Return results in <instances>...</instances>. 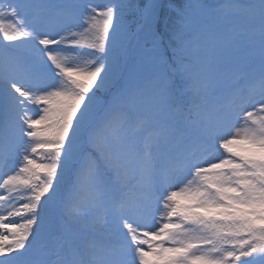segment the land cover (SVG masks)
<instances>
[{
    "label": "snow or ice",
    "instance_id": "1",
    "mask_svg": "<svg viewBox=\"0 0 264 264\" xmlns=\"http://www.w3.org/2000/svg\"><path fill=\"white\" fill-rule=\"evenodd\" d=\"M164 7L0 0V264H264V0Z\"/></svg>",
    "mask_w": 264,
    "mask_h": 264
},
{
    "label": "rangeland",
    "instance_id": "2",
    "mask_svg": "<svg viewBox=\"0 0 264 264\" xmlns=\"http://www.w3.org/2000/svg\"><path fill=\"white\" fill-rule=\"evenodd\" d=\"M91 2L94 4H98V5H103L107 2V0H91ZM180 2L183 5V4L187 3L188 0H182ZM197 2L204 4V5H217V4L223 3V0H209V1L197 0ZM178 3H179V1L175 2L174 0H163L162 4L165 7L163 8L162 14L168 17L169 22L175 21L174 13H175V8L178 6ZM169 5H171V7H169ZM172 10H174L173 15L171 14ZM214 22H215L214 19L212 17H209L208 23L211 25ZM166 40H164V41H166L165 43H169L168 38ZM257 70H258V62H257ZM229 75L239 76L240 73H238L235 69H232L229 72ZM241 85L243 86V81L240 82V86ZM70 230L75 231L74 228L73 229L70 228ZM88 239L96 245H102V244L107 242V237L101 233L89 234Z\"/></svg>",
    "mask_w": 264,
    "mask_h": 264
},
{
    "label": "trees",
    "instance_id": "3",
    "mask_svg": "<svg viewBox=\"0 0 264 264\" xmlns=\"http://www.w3.org/2000/svg\"><path fill=\"white\" fill-rule=\"evenodd\" d=\"M174 1H175V2L179 1L178 6H181V5H182L181 2H180V1H182V0H174ZM169 23H170V28L175 26V21H172V22H169ZM166 39H167V36H165L164 40H166ZM166 41H167V40H166ZM166 41H164V43H165ZM165 44L167 45L168 43H165Z\"/></svg>",
    "mask_w": 264,
    "mask_h": 264
},
{
    "label": "bare ground",
    "instance_id": "4",
    "mask_svg": "<svg viewBox=\"0 0 264 264\" xmlns=\"http://www.w3.org/2000/svg\"><path fill=\"white\" fill-rule=\"evenodd\" d=\"M161 0H159V2H160Z\"/></svg>",
    "mask_w": 264,
    "mask_h": 264
}]
</instances>
